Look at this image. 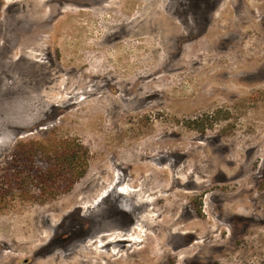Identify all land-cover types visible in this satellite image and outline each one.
Returning a JSON list of instances; mask_svg holds the SVG:
<instances>
[{
    "label": "rangeland",
    "instance_id": "rangeland-1",
    "mask_svg": "<svg viewBox=\"0 0 264 264\" xmlns=\"http://www.w3.org/2000/svg\"><path fill=\"white\" fill-rule=\"evenodd\" d=\"M211 1L0 0V264H264V0Z\"/></svg>",
    "mask_w": 264,
    "mask_h": 264
},
{
    "label": "flooded vegetation",
    "instance_id": "flooded-vegetation-1",
    "mask_svg": "<svg viewBox=\"0 0 264 264\" xmlns=\"http://www.w3.org/2000/svg\"><path fill=\"white\" fill-rule=\"evenodd\" d=\"M214 8H215V2L213 0L209 2L208 9L213 10ZM208 23L209 22L205 21L204 22L205 26ZM123 189L120 191L123 195H127L132 192L133 193L137 192L135 196L136 203L139 205L140 208H144V210L140 215L143 216L147 213V211L153 209L152 206L150 208L148 207V205L149 204L151 205L152 202L154 201V200L153 201L149 200V197L146 198L147 195H149V192L147 191L144 192L141 189H137V190H131L130 188H127L126 190ZM142 219H140L141 224L139 226H136L135 224L136 222L134 221V223L128 225L127 227H122V229L118 230L117 234H111L110 230H108L109 226L104 221H102L100 223V228L99 227L95 228L97 232L95 234V237L89 242L90 243L89 245H93L94 247L97 248L98 252L106 255V254H110V252H112L113 249H114L113 252H115L116 249H119V253H121L122 250H125L126 247H132V245L136 243L140 244L142 240L138 236V233L147 230L145 227L146 221H143Z\"/></svg>",
    "mask_w": 264,
    "mask_h": 264
},
{
    "label": "trees",
    "instance_id": "trees-1",
    "mask_svg": "<svg viewBox=\"0 0 264 264\" xmlns=\"http://www.w3.org/2000/svg\"><path fill=\"white\" fill-rule=\"evenodd\" d=\"M67 152V151H66ZM66 152H64V154H66ZM62 156V155H61ZM59 158V156L57 157ZM72 156H64L62 157V159L60 158V160L62 161V167H69L72 164ZM61 166V165H59ZM56 165L53 168H50L48 170H46L45 172H43L41 174V181L49 184L50 186L55 185L56 183L51 181L52 179L54 180L55 178H58L56 176H58L57 171H56Z\"/></svg>",
    "mask_w": 264,
    "mask_h": 264
},
{
    "label": "bare ground",
    "instance_id": "bare-ground-1",
    "mask_svg": "<svg viewBox=\"0 0 264 264\" xmlns=\"http://www.w3.org/2000/svg\"><path fill=\"white\" fill-rule=\"evenodd\" d=\"M140 184H141V183H140ZM131 240H132V239H131ZM131 240H130V241H131Z\"/></svg>",
    "mask_w": 264,
    "mask_h": 264
}]
</instances>
